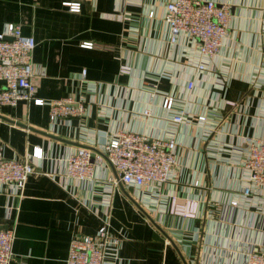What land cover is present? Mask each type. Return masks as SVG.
Returning a JSON list of instances; mask_svg holds the SVG:
<instances>
[{
  "label": "crops",
  "instance_id": "1",
  "mask_svg": "<svg viewBox=\"0 0 264 264\" xmlns=\"http://www.w3.org/2000/svg\"><path fill=\"white\" fill-rule=\"evenodd\" d=\"M170 1L0 0V32L14 23L35 40L36 96L87 104L83 117L56 125L47 103L0 107L2 155L35 168L22 198L0 185V228H15L10 264H65L73 234H93L104 220L122 236L119 264H245L250 249L264 250V215L229 204L245 185V138L264 135V0H212L229 14L213 57L185 33L170 42ZM180 113L187 122L172 120ZM120 130L175 140L177 164L164 185H116L112 166L97 160L91 180L66 177L71 152L100 151L101 135ZM35 146L41 158L30 156ZM172 197L196 199L198 216L172 214Z\"/></svg>",
  "mask_w": 264,
  "mask_h": 264
},
{
  "label": "built area",
  "instance_id": "2",
  "mask_svg": "<svg viewBox=\"0 0 264 264\" xmlns=\"http://www.w3.org/2000/svg\"><path fill=\"white\" fill-rule=\"evenodd\" d=\"M71 12H79V2L62 3ZM153 12L149 13L152 17ZM163 21L170 31V42L179 34L185 33L196 41L198 52L202 56L213 57L218 54L221 42L228 33L229 14L224 5L212 0H172L165 5ZM35 40L31 35H24L19 25L10 23L0 32V107L15 106L25 100L35 105L48 104V119L53 124L71 118H81L87 110L83 100H76L71 95L45 101L36 96V85L32 81V51ZM81 47L92 48L93 42L83 41ZM199 69L202 65L198 66ZM120 73H129L128 65H121ZM86 76L82 69L80 81ZM193 83H188L191 88ZM234 104V103H231ZM172 97L166 96L162 107L169 110ZM149 110L143 112L147 115ZM174 122H187L182 113L174 115ZM198 123L205 121V116H198ZM103 143L100 151L80 147L67 157L66 177L84 183L93 178L94 161H105L115 171L114 184L121 183L134 187L164 185L177 164L176 142L173 138H149L136 132L120 130L114 134L101 135ZM248 150L243 164L245 185L229 201L230 206L255 207L256 215H264V135L246 137ZM30 156L42 157L41 147H33ZM35 171L29 158H5L0 150V185L16 191L22 198L28 177ZM198 202L186 198L179 202L171 198L170 212L183 217L195 218ZM109 221H102L93 234L74 233L69 244L65 264H119V247L122 236L110 232ZM15 228H0V264H10L13 256ZM245 264H264V250L252 248L247 253Z\"/></svg>",
  "mask_w": 264,
  "mask_h": 264
},
{
  "label": "water",
  "instance_id": "3",
  "mask_svg": "<svg viewBox=\"0 0 264 264\" xmlns=\"http://www.w3.org/2000/svg\"><path fill=\"white\" fill-rule=\"evenodd\" d=\"M93 160V159H92Z\"/></svg>",
  "mask_w": 264,
  "mask_h": 264
}]
</instances>
